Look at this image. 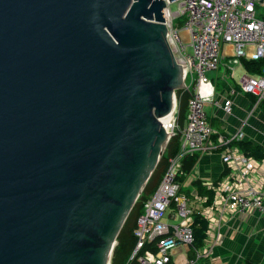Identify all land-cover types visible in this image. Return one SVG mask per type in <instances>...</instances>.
Wrapping results in <instances>:
<instances>
[{
  "label": "water",
  "instance_id": "water-1",
  "mask_svg": "<svg viewBox=\"0 0 264 264\" xmlns=\"http://www.w3.org/2000/svg\"><path fill=\"white\" fill-rule=\"evenodd\" d=\"M166 8L0 0V264H111L186 87Z\"/></svg>",
  "mask_w": 264,
  "mask_h": 264
},
{
  "label": "built area",
  "instance_id": "built-area-1",
  "mask_svg": "<svg viewBox=\"0 0 264 264\" xmlns=\"http://www.w3.org/2000/svg\"><path fill=\"white\" fill-rule=\"evenodd\" d=\"M165 1V22L180 50L184 90L190 93L188 115L182 128L177 109L163 122L169 141L180 134V147L169 158L157 189L144 203L127 264H198L212 254L209 241H220V227L233 213L255 212L264 217V189L258 175L264 168V159L258 160L232 145L243 138L242 131L217 133L207 111L209 103L227 114L233 109L232 98H217L209 72L230 70L235 74L238 67H244V60L264 59V0H175L179 2L177 11H172L171 0ZM179 17L184 19L177 22ZM227 45H232V53L226 51ZM239 80L240 90L255 97L252 110L258 109L264 101V67L261 73H245ZM236 91L230 90L232 94ZM208 150L221 151L227 171L218 181H203L214 191L211 203L209 196L185 192L188 187L183 181L187 174L184 159ZM194 214L202 215L208 227L205 245L191 254ZM177 248L185 249L180 259L175 258Z\"/></svg>",
  "mask_w": 264,
  "mask_h": 264
},
{
  "label": "crops",
  "instance_id": "crops-1",
  "mask_svg": "<svg viewBox=\"0 0 264 264\" xmlns=\"http://www.w3.org/2000/svg\"><path fill=\"white\" fill-rule=\"evenodd\" d=\"M184 35H187L186 32H184ZM225 49L229 53L233 51L232 45H227ZM241 68L245 69V66ZM214 85L217 98H220V100L232 98L233 101V109L230 114L225 113L221 107H216L213 103L207 105L209 120L215 131L224 135L242 131L244 135L239 140L242 145L260 147L258 154L263 155L264 105L252 110L255 102L253 95L241 90H237L236 93L232 94L230 85L223 86L218 84L217 81H214ZM214 136L213 139L216 141L217 138L215 139ZM255 158L258 160L264 159V157L261 159ZM226 172L221 151H201L196 164L185 175L183 181L190 189V193L195 192L209 196L207 193H201L195 182L199 181L204 186L203 181H218ZM258 175L262 178L261 186L264 189V168L260 169ZM206 189L210 190L207 187ZM209 243L213 245L212 254L200 260L198 264H264V217L255 212L249 214L235 212L221 225L220 241L215 243V241L210 240ZM183 250L185 249L177 248L175 258L180 259Z\"/></svg>",
  "mask_w": 264,
  "mask_h": 264
},
{
  "label": "trees",
  "instance_id": "trees-1",
  "mask_svg": "<svg viewBox=\"0 0 264 264\" xmlns=\"http://www.w3.org/2000/svg\"><path fill=\"white\" fill-rule=\"evenodd\" d=\"M244 66L249 72V74H258L261 73L264 67V59L261 60H244ZM177 93V120L179 128L185 126V121H187L188 115V99L190 96L189 91L184 89H178ZM255 98V97H254ZM261 105H264V101ZM215 139L217 135L214 136ZM180 134H176L173 136L170 141L168 142L164 153L159 160L156 168L154 169L151 177L149 178L148 182L146 183L143 191L142 197H140L136 203L134 204L132 210L130 211L127 219L125 220L119 235L117 237V243L114 247L111 264H127L128 259L132 253V250L136 243V236L134 231L137 227V221L140 215L144 212V203L148 200L151 195L157 189L167 167L169 164V158L176 154L180 147ZM238 145L241 150H243L246 154L257 157L259 159L264 157L263 155L258 154V149L260 147L250 146V145H242L241 141H234L232 145ZM199 156V152L194 153L193 155H189L184 159L183 169L185 172H190L194 165L197 162ZM196 185L199 186L201 193H207L211 201L214 197V192L207 190L206 187L202 186L201 182L196 181ZM208 227V223L206 219L200 214L193 215V229L195 234V241L192 246L191 254L194 253L195 249H200L205 245L206 239V229Z\"/></svg>",
  "mask_w": 264,
  "mask_h": 264
},
{
  "label": "rangeland",
  "instance_id": "rangeland-1",
  "mask_svg": "<svg viewBox=\"0 0 264 264\" xmlns=\"http://www.w3.org/2000/svg\"><path fill=\"white\" fill-rule=\"evenodd\" d=\"M179 7V2L174 1L171 4V9L172 11H177ZM184 19V17H179L176 19L177 22H181ZM245 72L249 73L247 71V69H242L241 67H238L237 72L231 73L230 70H224V71H212L208 73L209 78H211L213 81H217L218 84H222L223 86L226 85H230L231 89H236V90H240L241 86H240V76L245 74ZM224 75V76H222ZM249 94V93H248ZM246 96V95H245ZM185 192H189L190 189H184ZM142 197V193L139 195V197L137 198V200ZM136 200V201H137ZM136 203V202H135Z\"/></svg>",
  "mask_w": 264,
  "mask_h": 264
},
{
  "label": "bare ground",
  "instance_id": "bare-ground-1",
  "mask_svg": "<svg viewBox=\"0 0 264 264\" xmlns=\"http://www.w3.org/2000/svg\"><path fill=\"white\" fill-rule=\"evenodd\" d=\"M174 113L175 112H173V113L169 114L168 116H166V119H168L169 117L173 116Z\"/></svg>",
  "mask_w": 264,
  "mask_h": 264
}]
</instances>
